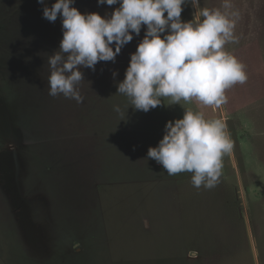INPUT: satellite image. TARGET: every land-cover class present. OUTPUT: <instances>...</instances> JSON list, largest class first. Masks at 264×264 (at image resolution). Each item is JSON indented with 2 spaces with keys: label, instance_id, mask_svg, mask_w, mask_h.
<instances>
[{
  "label": "rangeland",
  "instance_id": "rangeland-1",
  "mask_svg": "<svg viewBox=\"0 0 264 264\" xmlns=\"http://www.w3.org/2000/svg\"><path fill=\"white\" fill-rule=\"evenodd\" d=\"M223 2L199 8L234 20L224 50L246 80L219 107L161 98L144 112L117 84L146 26L115 61L81 68L78 103L48 94L60 16L49 22L38 0H0V264H264V0ZM74 6L103 16L119 5ZM187 110L220 120L232 145L211 188L146 158Z\"/></svg>",
  "mask_w": 264,
  "mask_h": 264
},
{
  "label": "clouds",
  "instance_id": "clouds-1",
  "mask_svg": "<svg viewBox=\"0 0 264 264\" xmlns=\"http://www.w3.org/2000/svg\"><path fill=\"white\" fill-rule=\"evenodd\" d=\"M74 2L54 0L49 6L38 0L45 19L55 22L59 15L62 21L59 48L47 56L50 96L62 94L81 102L76 87L84 79L81 68L95 71L98 62L115 61L142 26H146L144 37L117 84V92L130 98L135 110L156 108L161 98L174 104L194 98L219 107L226 101L225 90L246 80L243 65L224 50L235 27L226 12L199 8V0H97L98 5H119L102 16L82 13ZM188 2L197 10L193 19L184 21L182 6ZM222 7L231 8L229 0ZM224 127L220 120H206L201 112L184 111L181 118L166 122L162 139L149 147L146 158L154 159L169 175L191 173L197 188H211L218 181L223 155L232 148Z\"/></svg>",
  "mask_w": 264,
  "mask_h": 264
}]
</instances>
